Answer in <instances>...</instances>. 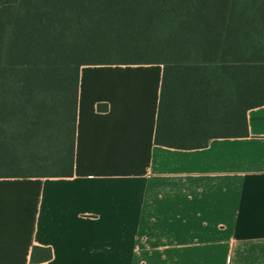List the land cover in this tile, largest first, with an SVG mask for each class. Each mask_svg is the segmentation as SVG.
I'll use <instances>...</instances> for the list:
<instances>
[{"label": "crops", "instance_id": "crops-1", "mask_svg": "<svg viewBox=\"0 0 264 264\" xmlns=\"http://www.w3.org/2000/svg\"><path fill=\"white\" fill-rule=\"evenodd\" d=\"M163 72L81 67L74 175L0 178V264H264V105L248 136L159 145Z\"/></svg>", "mask_w": 264, "mask_h": 264}, {"label": "trees", "instance_id": "trees-1", "mask_svg": "<svg viewBox=\"0 0 264 264\" xmlns=\"http://www.w3.org/2000/svg\"><path fill=\"white\" fill-rule=\"evenodd\" d=\"M152 63L157 144L248 136L264 0H0V178L73 176L81 67Z\"/></svg>", "mask_w": 264, "mask_h": 264}]
</instances>
